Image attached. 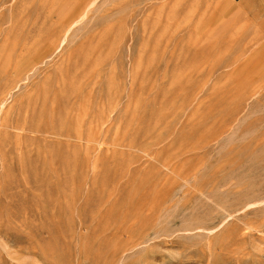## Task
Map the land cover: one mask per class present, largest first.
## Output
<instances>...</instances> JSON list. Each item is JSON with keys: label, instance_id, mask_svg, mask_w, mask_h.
Wrapping results in <instances>:
<instances>
[{"label": "rangeland", "instance_id": "obj_1", "mask_svg": "<svg viewBox=\"0 0 264 264\" xmlns=\"http://www.w3.org/2000/svg\"><path fill=\"white\" fill-rule=\"evenodd\" d=\"M0 264H264V0H0Z\"/></svg>", "mask_w": 264, "mask_h": 264}, {"label": "bare ground", "instance_id": "obj_2", "mask_svg": "<svg viewBox=\"0 0 264 264\" xmlns=\"http://www.w3.org/2000/svg\"><path fill=\"white\" fill-rule=\"evenodd\" d=\"M240 256V255H239Z\"/></svg>", "mask_w": 264, "mask_h": 264}]
</instances>
